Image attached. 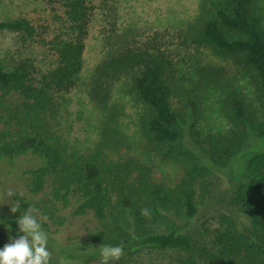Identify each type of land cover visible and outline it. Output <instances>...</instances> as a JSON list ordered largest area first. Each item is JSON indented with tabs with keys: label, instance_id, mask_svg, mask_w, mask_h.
Here are the masks:
<instances>
[{
	"label": "trees",
	"instance_id": "trees-1",
	"mask_svg": "<svg viewBox=\"0 0 264 264\" xmlns=\"http://www.w3.org/2000/svg\"><path fill=\"white\" fill-rule=\"evenodd\" d=\"M45 1L51 9L47 25L26 16L0 21V32L15 35L23 47L40 33L36 44L52 58L42 70L18 51L0 57V158L30 152L44 161L30 172L29 194L17 199L18 211L7 214L18 219L34 206L49 230L92 212L98 228L74 245L82 253L64 257L69 261L101 260L103 245H123V256L109 264H125L144 249L176 250L175 264H264V147L241 154L249 141L264 142V0H199L196 16L178 33L175 47L209 48L250 72L256 106L231 88L222 98L229 127L215 134L198 130V96L177 77L168 50L172 34L119 30L117 0ZM96 12L103 55L85 86L101 121L96 141L78 147L62 134L61 117L65 96L79 84L84 40ZM122 79L141 106L138 133L145 151L180 170L173 184L157 181L148 165L128 153L119 126L122 108L112 97ZM237 158L245 167L232 178L225 210L212 228L191 229L216 193L218 170ZM142 208L150 216H141ZM7 244L0 240V250Z\"/></svg>",
	"mask_w": 264,
	"mask_h": 264
},
{
	"label": "rangeland",
	"instance_id": "rangeland-1",
	"mask_svg": "<svg viewBox=\"0 0 264 264\" xmlns=\"http://www.w3.org/2000/svg\"><path fill=\"white\" fill-rule=\"evenodd\" d=\"M198 4L199 0H117V25L121 31L133 29L145 36L163 31L174 36V41L168 46V50H172L171 58L178 66V79L183 80L182 83L186 88H191L197 93L200 109L198 130L202 134H215L229 127L222 106V98L227 91L231 88L237 90L248 103H253V107L256 106L257 101L253 93L250 72L237 64L233 58L216 55L209 48L175 47L179 31L196 16ZM261 9L259 14L263 17L264 1ZM49 11L51 9L45 0H0V21L26 16L38 20L37 24L44 26L48 24L45 20L49 19ZM101 29V15L96 12L88 24L84 40L83 66L79 84L65 96L64 101L61 132L71 144L78 147H90L96 141L101 121L100 113L92 106L86 95L85 86L89 74L103 55ZM37 38L34 39V43L23 47L15 35L0 32V57H8L18 51L22 57L34 58L42 70L48 68L52 58L36 44ZM195 67L198 69L196 70ZM209 68L212 72L207 75L202 74L201 71ZM112 97L113 102L122 108L119 126L129 143L128 153L148 165L157 181L164 184L176 182L180 176L178 166L158 155L149 154L143 147L138 133L141 106L134 94L128 92L126 79L115 84ZM263 147L264 142L254 144V141H249L242 148L241 154L244 156L247 151L259 150ZM241 154L240 158H242ZM43 164L41 158L30 152L14 159L0 158V240L10 243V237L18 239L23 235L16 223L18 219L7 212L16 204L19 197H26L29 194L27 184L30 172ZM242 164L243 162L237 158L229 166L218 170L220 184L216 193L200 208L190 224L191 229L201 228L205 224L212 228L217 215L226 208L229 189L235 184L232 178L238 167H245ZM97 228L98 224L92 212L72 218L70 225L66 227L54 228L49 225V230L42 228L49 237L48 249L52 254L50 263L101 264L100 259L87 262L80 259L70 261L64 259V257L68 258L67 256L73 258L79 256L82 252L74 245L86 240ZM85 250L88 251L87 253L90 252V249ZM179 257L180 252L176 250L144 249L125 260V264H175Z\"/></svg>",
	"mask_w": 264,
	"mask_h": 264
},
{
	"label": "clouds",
	"instance_id": "clouds-1",
	"mask_svg": "<svg viewBox=\"0 0 264 264\" xmlns=\"http://www.w3.org/2000/svg\"><path fill=\"white\" fill-rule=\"evenodd\" d=\"M13 213L18 211L14 205ZM39 210L34 206H28L23 215H20L16 223L23 233L18 239L10 237V243L0 250V264H50L51 252L48 249V233L42 229L37 215ZM141 216H150L148 208L140 210ZM46 219V217H41ZM123 245H103L100 248L101 264H109L123 256Z\"/></svg>",
	"mask_w": 264,
	"mask_h": 264
}]
</instances>
